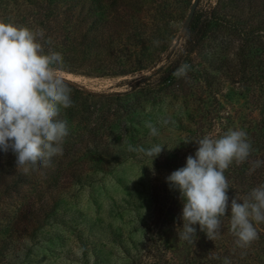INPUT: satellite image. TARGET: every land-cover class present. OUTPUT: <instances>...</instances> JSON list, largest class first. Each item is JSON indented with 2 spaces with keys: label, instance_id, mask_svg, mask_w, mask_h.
Returning <instances> with one entry per match:
<instances>
[{
  "label": "rangeland",
  "instance_id": "obj_1",
  "mask_svg": "<svg viewBox=\"0 0 264 264\" xmlns=\"http://www.w3.org/2000/svg\"><path fill=\"white\" fill-rule=\"evenodd\" d=\"M193 1L129 0L124 8L134 12L149 51L162 38L171 47L183 43ZM55 2L0 0V21L42 31L32 21ZM210 14L217 21L188 57L192 73L172 83L162 82L165 57L132 77L62 67L73 101L57 117L68 131L63 154L25 172L11 151L0 152V264H264V223L254 224L258 239L239 248L228 220L231 200L264 178V165L250 172L264 161V0H199L193 18ZM112 53L99 55L96 73L108 70ZM145 121L158 127V137ZM229 129L246 132L251 155L224 173L229 208L220 237L209 240L195 225L190 244L178 237L183 204L166 177L194 156L195 141ZM154 144L164 146L155 159L128 150Z\"/></svg>",
  "mask_w": 264,
  "mask_h": 264
},
{
  "label": "clouds",
  "instance_id": "obj_2",
  "mask_svg": "<svg viewBox=\"0 0 264 264\" xmlns=\"http://www.w3.org/2000/svg\"><path fill=\"white\" fill-rule=\"evenodd\" d=\"M43 32L0 21V152L11 153L16 167L47 168L54 157L63 154V141L68 135L66 124L57 119L61 109L73 106L71 88L65 79L60 53L44 51ZM51 43V41H47ZM189 65H180L174 75H187ZM161 123L167 125L168 120ZM144 126L152 137L160 131L151 121ZM188 143V142H187ZM198 148L186 159V165L166 177L170 189L179 192L183 204V221L178 237L190 244L196 240L199 225L209 240L221 235L222 218L229 208V182L225 171L234 163H245L252 152L247 134L229 129L214 138L205 135L195 141ZM164 146L149 148L128 146L129 151L145 157H158ZM153 159V160H154ZM152 160V162H153ZM264 165L255 161L250 172ZM230 232L239 248H247L258 239L254 224L264 223V184L245 197L236 195L230 204ZM224 264H230L225 258Z\"/></svg>",
  "mask_w": 264,
  "mask_h": 264
},
{
  "label": "trees",
  "instance_id": "obj_3",
  "mask_svg": "<svg viewBox=\"0 0 264 264\" xmlns=\"http://www.w3.org/2000/svg\"><path fill=\"white\" fill-rule=\"evenodd\" d=\"M109 1L111 3L107 5ZM127 1L129 0H59L50 8L43 10L45 13L40 15L41 19L36 18L32 24L34 28L42 29L41 43L44 45L45 53L49 49L60 53L62 67H69L65 70L67 73L99 77H132L156 66L164 57L168 63L165 68L159 67L160 71L163 70L161 72L164 75L163 83H172L176 79L174 73L182 64L189 65L188 74L192 73L188 57L200 47L211 32L212 23L217 21L216 17L210 14L199 19L193 18L184 33V41L179 46L171 47V42L162 38L157 43H150L151 49L146 51L142 32L139 31L137 22L132 20L134 12L131 8H124ZM59 5L62 6V11ZM162 29H165L164 26ZM49 40L51 43H47ZM98 42L100 43L97 45ZM108 49L113 51V57L108 59L110 61L107 65L108 70L96 73L95 70L99 68L96 65L100 64L99 55L106 53ZM71 70L77 71L75 73ZM137 80L139 78H134L129 83ZM137 84L136 82L133 86ZM131 90L108 94L126 95ZM57 170L58 168L54 172ZM262 170L264 171V167L260 172ZM52 175L53 171L51 178H56ZM261 184H264V178L258 180L252 188Z\"/></svg>",
  "mask_w": 264,
  "mask_h": 264
},
{
  "label": "water",
  "instance_id": "obj_4",
  "mask_svg": "<svg viewBox=\"0 0 264 264\" xmlns=\"http://www.w3.org/2000/svg\"><path fill=\"white\" fill-rule=\"evenodd\" d=\"M198 3H199V0H194L191 7H190L189 14L186 18V29H185V31L188 29V27H189V25H190V23L194 17V13H195V10H196Z\"/></svg>",
  "mask_w": 264,
  "mask_h": 264
}]
</instances>
